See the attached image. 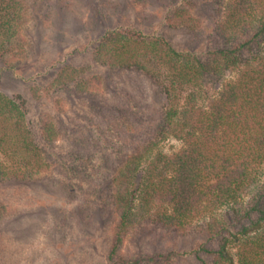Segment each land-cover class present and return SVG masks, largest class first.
<instances>
[{
    "label": "trees",
    "instance_id": "16d2710c",
    "mask_svg": "<svg viewBox=\"0 0 264 264\" xmlns=\"http://www.w3.org/2000/svg\"><path fill=\"white\" fill-rule=\"evenodd\" d=\"M29 5L30 0H0V60L8 68L28 54ZM164 24L193 32L204 26L189 1L171 7ZM215 29L222 46L202 53L180 49L160 32L129 26L106 30L91 48L96 63L112 71L139 70L165 95L155 138L127 156L113 177L118 223L106 264H119L126 235L145 220L181 230L201 226L218 243L212 261L204 264H264V0H222ZM233 72L236 76L226 80ZM69 87L92 99L122 93L91 67L68 63L45 89L37 84L30 89L38 101ZM119 100L110 136L117 135L118 125L141 127L138 112L144 104ZM26 102L0 91V182L31 179L52 167L35 140ZM39 120L44 141L52 144L63 136L51 115L41 113ZM169 136L182 143L172 153L158 148ZM86 178L80 176L79 183ZM10 208L0 204V222ZM6 246L0 234V264ZM157 258L169 257L126 262Z\"/></svg>",
    "mask_w": 264,
    "mask_h": 264
},
{
    "label": "rangeland",
    "instance_id": "374dc122",
    "mask_svg": "<svg viewBox=\"0 0 264 264\" xmlns=\"http://www.w3.org/2000/svg\"><path fill=\"white\" fill-rule=\"evenodd\" d=\"M181 1L192 4L203 20L201 30L164 24L167 11ZM29 6L24 31L28 54L14 64V69V65L8 68L0 60V91L27 101L35 140L52 167L31 179L0 182V204L11 206L0 222V234L7 244L2 264H106L118 223L112 202L113 177L127 156L155 138L163 122L165 95L139 70L112 71L96 63L91 48L106 30L125 26L144 33L160 32L180 49L202 53L220 47L223 42L215 22L222 0H30ZM64 63L91 67L122 93L92 99L69 87L35 101L30 86L37 84L45 89ZM235 76V72L230 73L226 80ZM122 98L144 104L138 112L141 127L118 125L117 135L112 137L110 126L117 113L114 105ZM102 104L106 105L104 109L100 108ZM41 113L51 115L63 131L52 144L40 135ZM86 145L90 146L88 150L84 149ZM181 147L180 140L169 136L158 148L172 153ZM84 175L86 183H79ZM217 248V241L198 224L181 230L145 220L126 235L116 261L204 264L212 261L211 252ZM158 254L169 258H157L154 263L126 262Z\"/></svg>",
    "mask_w": 264,
    "mask_h": 264
}]
</instances>
